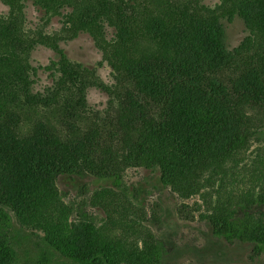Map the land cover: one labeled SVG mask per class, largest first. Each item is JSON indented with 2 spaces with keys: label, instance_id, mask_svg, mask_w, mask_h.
I'll use <instances>...</instances> for the list:
<instances>
[{
  "label": "trees",
  "instance_id": "obj_1",
  "mask_svg": "<svg viewBox=\"0 0 264 264\" xmlns=\"http://www.w3.org/2000/svg\"><path fill=\"white\" fill-rule=\"evenodd\" d=\"M27 1L44 12L45 26L62 18L60 33L47 43L59 56L46 68L53 73V85L42 92L35 91L36 69L30 57L22 59V50L14 51L16 45L9 43L20 38L17 31L9 35L8 27L15 24L12 13L19 14L24 25ZM4 2L11 16L0 20V41L6 43L5 48L0 43V56L11 64L0 67V264L120 263L119 250L101 240L94 223L69 225L67 209L56 211L63 207L56 186L61 175L110 181L115 187L97 191L95 197L115 203L114 189L121 190L123 182L121 163L159 168L163 185L185 187L240 155L252 136H262V131H251V124L252 115L264 120V0H222L215 8L201 0ZM236 17L244 21L250 36L230 51L223 20ZM43 29L31 33L49 39ZM108 30H113L110 40ZM80 33L101 44L113 85L102 82L96 69L70 61L60 48L61 34L70 35L68 41ZM237 57L239 65H233L232 75L240 74L231 80L235 92H230V84L215 83L212 76L229 70ZM90 88L109 97L97 115L104 117L103 128L111 120L106 133L111 144L120 146L117 152L111 144L101 151L99 126L82 129L64 121L73 105L80 123L79 115L89 107ZM16 108L37 118L56 113L62 132L39 123L27 127L31 134L20 135ZM261 207L264 195L251 205L234 204L226 215L209 221L213 235L228 243L255 245V252L262 254L264 212L254 217ZM11 212L20 222L43 227L45 235L38 240L18 228ZM154 220L160 223L157 216ZM151 256V264L161 263L162 247L155 245Z\"/></svg>",
  "mask_w": 264,
  "mask_h": 264
},
{
  "label": "rangeland",
  "instance_id": "obj_2",
  "mask_svg": "<svg viewBox=\"0 0 264 264\" xmlns=\"http://www.w3.org/2000/svg\"><path fill=\"white\" fill-rule=\"evenodd\" d=\"M201 1L210 8H215L222 2ZM12 14L15 24L11 23L8 27L9 35L13 36L17 31L20 38L13 37L9 43L16 45L15 48L12 47L14 51L22 50V59L25 61L30 57L31 65L36 69L35 91L42 92L53 85V73L46 68L51 66V62H57L59 56L48 48L47 43L53 42L51 37L53 34L60 33L62 18L55 17L48 26H45L44 12L34 6L32 1L24 3V25L19 14L15 12ZM10 16V6L4 0H0V20H7ZM223 24L226 47L230 51L239 47L250 36L244 21L239 17L232 22L223 20ZM42 28L44 35H49V39L31 33ZM112 32L113 30H108V40L111 39ZM60 37L64 40L59 46L70 61L96 69L102 82L107 85L114 84L113 71L106 62H103L101 44H98L93 36L80 33L77 38L68 41L66 39L70 35L61 34ZM0 43L3 48L6 47L3 40ZM238 59L235 58L229 70L220 73L217 78L212 76L215 83L218 80L223 84H230V92L234 90L231 80H235L240 74L239 72L232 75L233 65H239ZM246 63L247 61L243 64ZM10 64L8 57L0 56V67L8 68ZM235 97L237 99V94L233 96ZM108 99L106 93L97 88H90L87 94L89 107L82 108L83 112L79 115L80 123L76 120L73 105L64 119L82 129L99 126L98 133L103 137L100 142L101 151L104 152L112 142L106 133L111 129V120H108L106 127L103 128L104 117L98 116L97 111L106 108ZM14 111L22 121L19 128L15 126L20 135L31 134L27 127L29 125L37 127L39 123L45 124L54 133L62 132L56 113L45 112L46 115L37 118L36 115H30L28 110L16 108ZM28 117L29 119H26ZM252 117L251 131L258 133L262 131V136H252L248 147L243 149L240 155L230 159L224 166L203 173L188 186L163 185L160 181L162 173L159 168L147 170L121 163L118 168L122 171L123 182L121 190L114 189L115 203L99 201L95 197L97 191L115 187L110 181H101L89 175L85 177L61 175L56 186L63 207L56 211L67 209L69 225L94 223L101 233V240L119 250L120 254H117L119 264L153 263L151 250L157 244L163 249V258L159 264H264V252L262 254L255 252V245L228 243L224 239L216 238L209 222L212 218L226 215L238 202H247L251 205L264 195V120L255 115ZM15 128L13 127L14 130ZM115 130H111V133ZM119 147L115 141L111 144V148L116 152L119 151ZM104 152L98 153L102 159ZM262 212L264 207L257 208L254 217L258 218ZM11 213L18 228L33 234L38 240L45 235L43 227L24 221L22 223L14 212ZM155 216L160 218L159 224L154 220Z\"/></svg>",
  "mask_w": 264,
  "mask_h": 264
}]
</instances>
